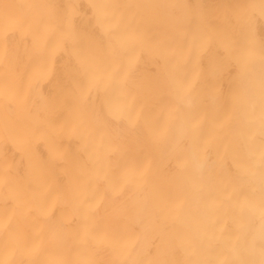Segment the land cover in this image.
Listing matches in <instances>:
<instances>
[{
  "label": "bare ground",
  "instance_id": "6f19581e",
  "mask_svg": "<svg viewBox=\"0 0 264 264\" xmlns=\"http://www.w3.org/2000/svg\"><path fill=\"white\" fill-rule=\"evenodd\" d=\"M0 264H264V0H0Z\"/></svg>",
  "mask_w": 264,
  "mask_h": 264
}]
</instances>
